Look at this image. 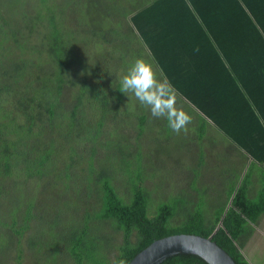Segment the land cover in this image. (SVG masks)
Listing matches in <instances>:
<instances>
[{
    "label": "trees",
    "instance_id": "1",
    "mask_svg": "<svg viewBox=\"0 0 264 264\" xmlns=\"http://www.w3.org/2000/svg\"><path fill=\"white\" fill-rule=\"evenodd\" d=\"M42 1V10L39 14L36 10L32 14L27 10L26 15L30 21L28 24H21L18 38H13L7 43H0V216L10 214L7 220L0 218V264L11 263L14 257L18 260V264H22L23 261L25 264H120L121 261L123 264H128L138 252L154 240L173 234H194L205 238L212 236L211 240L228 253L237 264H249L241 253L243 245L240 243V237L247 227H250L249 224L256 223L264 212V202L259 205L251 201L246 196V186L234 190L235 179L231 177L225 183L229 186L227 191L230 197H233L231 204L226 211V206L220 207L212 220L206 218L201 211L194 213L196 206L191 202L186 205L180 198H176L175 205L169 201L162 202L155 207L153 213L150 212L148 206L150 196L143 188V169L139 159L136 160L135 168L126 162L127 156L121 152L119 147V144L125 143L126 137L123 136L122 142L119 143L121 139L119 137L122 136L113 132H116V129L120 130L122 122L112 123L106 117V109L110 105L103 103L102 99H100L101 106L94 108L84 105L90 99L89 89L97 84L98 77L90 74L78 75V61L82 60L78 59V40H80L79 35L82 29H90L95 34L91 39L97 41L93 44L98 42L108 44L119 36L118 22L120 21V26L131 40L134 51H138V46H142V40L126 32L127 29L131 33L127 25L121 22L124 17L127 18L128 13L124 8L125 0L121 6L113 9L107 18L98 13L100 0ZM177 1L180 0L173 2ZM244 2L249 4V0H243L240 7L236 4L234 15L228 10L224 20L218 18L210 20V24H226V39H215L218 42L217 48L220 54L212 49L207 35L197 24L200 43L193 45L191 51L187 46L186 53L197 55L198 67L205 63L204 59L200 58L202 55H215L217 58L219 55H224L230 58L240 52L249 55L254 51L253 47L257 48L259 60L264 61V10L261 11L258 8L254 13L257 20V26L254 27L253 17L244 8ZM147 8L136 12L131 19L137 31L141 29L142 12ZM89 15L94 16L92 24L85 20V17ZM177 22L187 24L188 20L178 17ZM65 24H78V40L75 29L67 33L64 31ZM23 25L26 31L22 34ZM3 26H0V30ZM232 36L235 41L231 39ZM143 39L149 48L151 57L154 58L153 45L150 44L154 38L147 40L143 35ZM238 42H240L239 47ZM168 49L178 52L179 49H184V45L180 43L179 46L173 45ZM139 50L143 53V49ZM156 61L160 64L163 60L159 58ZM262 68L263 65H260L259 69ZM193 76L194 71H192L191 78ZM201 76V73H197L198 79H201ZM168 78L179 92L200 111L209 117L213 116L212 113L216 112V109L211 105L219 103L217 98H213L208 104L203 94L195 92L194 88L193 91H186L190 88L188 86L190 83L182 84L176 81L174 76ZM115 87L117 88V85ZM101 92V96L106 95L103 90ZM65 95L70 97V102H73L74 106L66 107ZM85 95L87 98L82 99ZM114 110L112 118L116 120L121 114L117 109ZM135 111L139 122H143L146 116H150V111L142 106L135 108ZM93 114L97 115V119L92 120ZM104 120L107 122L106 128L110 127L106 130L109 138L102 140L98 145L99 148L94 149L97 147V138L104 134ZM204 120L203 117L197 116L196 121L204 122ZM154 124L157 126L158 134L168 135L172 132L164 119H161L160 124L158 122ZM218 125L220 126L219 122ZM48 127L52 136L50 143L47 142L49 136L45 132ZM149 129L152 131V127ZM66 138L77 140V150L83 153L81 163H77L76 149L70 150L72 145L67 146L66 155L62 154L63 160L57 157V149L53 141ZM84 141H87V145L92 142L91 154L87 161L85 160L86 153L78 148V144ZM198 147L201 148L200 144ZM108 150L113 151V158L105 153ZM77 155L80 157L79 153ZM55 157L61 165L58 170L59 172L62 170L61 181L62 177L67 180L73 179L74 174L71 171L85 173L86 176L91 175L92 182L97 185L101 201L100 207L98 202V210L93 214L99 215L98 220L94 222L101 223V225L90 224V221H87L86 223L89 224L85 225H89V228L82 229L83 222L78 223L74 226L77 227L74 236L68 237L67 231L57 235L56 239L59 243L53 237L46 239L44 232L32 234L33 222L42 218L37 216L34 218L37 208L35 203L25 208L21 206L14 213L16 208L11 210L5 201L10 189H15L18 179L44 178L45 167L53 162ZM200 161L203 162L202 159ZM122 164L126 165L125 172L129 184L130 195L127 201L121 199L111 185L114 175L121 171ZM217 169L216 167L212 173H215ZM194 181L195 179H191L190 183L194 184ZM180 200L183 203L182 206ZM82 201L83 205L78 206L77 212L79 208H85L89 203L88 200ZM22 211L26 212L24 217H22ZM176 214L181 215L182 220L178 225H172L171 219ZM220 220L221 226L215 231ZM21 222L24 224L21 225ZM106 222L111 223L112 226L109 227L112 228L113 234L123 233L116 256H111L110 248L106 251L102 248L105 237L108 238L107 233H103L105 236H100L101 227ZM87 230L90 235L84 239ZM26 234L29 235V248L32 253L29 258H24L19 249L21 240L26 239ZM133 234L135 235L134 242L131 241ZM15 247L18 253L12 256ZM112 259L113 261L108 263ZM161 264L207 263L195 255L179 254L165 259Z\"/></svg>",
    "mask_w": 264,
    "mask_h": 264
},
{
    "label": "rangeland",
    "instance_id": "2",
    "mask_svg": "<svg viewBox=\"0 0 264 264\" xmlns=\"http://www.w3.org/2000/svg\"><path fill=\"white\" fill-rule=\"evenodd\" d=\"M125 1L129 3L133 0ZM100 2L98 13L105 18L109 16L113 9L123 4V0H100ZM42 3V0H0V26H3L1 24H6L0 30L2 31V34H0V43H7L13 40V38H18L21 24H28L30 21L26 15V12H28L27 10L31 11L29 12L31 14L36 10L39 14L42 10ZM130 11L131 10L128 11L127 15H129ZM93 18L94 16L89 15L85 17V20L87 23L92 24ZM126 21V17L121 20L122 23ZM63 29L66 33L71 29H75L78 40V24H65ZM118 29L120 33L119 36L108 44H102L100 42L93 44V42L97 40L91 39L95 34L90 29L83 28L80 32V40H78V59L82 60L78 61V75L85 74L86 76L90 74L98 77L97 84L89 89L90 99H88V102L84 105L95 108L102 105L100 100L102 99L103 103L106 102L110 105L108 109H106V117H108L112 123L117 121L122 122L120 130L116 129L115 132L112 130L113 127H111V130L116 135L122 136L119 137L121 138L119 139V143L122 142L123 136L126 137L124 140L125 143L119 144L121 152L127 156L126 162L132 168H135L136 160L139 159L143 169V188L146 190L147 195L150 196L148 204L150 212L153 213L155 207L162 202L169 201L175 205L177 202L176 198H180L186 205H188V202H191L196 206L194 213H198L197 211H199V213L200 211L204 212V216L212 220L215 218L214 214L223 200V191H215L212 189L195 190V184H198L190 183L192 174H194V176L197 175L193 172V169L197 166V157L191 156L188 153L196 149L200 143L194 140V137L190 135V131H196V128L193 124L189 125L187 128L189 131L188 134H183L182 132L176 134L172 131L174 134L172 137L170 133H168V135L158 134L157 126L154 123L158 122V124H160L161 119L153 118L151 114L150 116H146L143 122H139L135 115V108L141 107V105L131 93L126 95L119 90L120 79L138 57L150 59V56L146 55L144 52L142 53L140 50L134 51L135 49L134 47L132 48V43L128 39L127 34L120 26V21L118 22ZM25 31L23 25L22 34ZM94 70L95 72L93 73ZM116 85L117 88L115 87ZM101 90H103L106 95L101 96ZM67 91L70 94L69 89ZM85 98H87V95L82 99ZM64 100L67 108L75 105L73 102H70V97L66 95L64 96ZM114 109H117L118 112H120L119 114H121L116 120L112 118V115L115 113ZM137 111L139 110L137 109ZM93 118L97 119V115L93 114L92 120ZM104 125V134L97 138V147H94V149L99 148L98 145L102 140L109 138L106 130H109L110 127L107 126L106 128L107 122L105 120ZM149 127H152V131ZM49 129V127L45 129V132L49 136L47 142L50 143V137L52 136L51 132L48 131ZM86 142L87 141L79 143L78 148L86 153L87 156H85V160L87 161L91 154L90 148L92 142H89L88 145ZM53 143L56 146V155L59 159L63 160L62 154L66 155L68 153L67 146L72 145L70 150L76 149L77 163H81V155L83 153L77 150V140L75 138L59 139L53 141ZM78 153L80 157L77 155ZM105 153L112 158L114 156L111 150ZM57 157L45 167L44 178L42 177L39 179L33 177L18 179L15 189L9 186L12 190L9 188L10 192L5 199L8 203V208L11 207V210L16 208L13 211L14 213H16L21 206L25 208L29 204L32 205L35 203L37 208L34 213V218L36 216L42 218L33 222L32 234L44 232L46 234V239L53 237L56 242H58L56 239L57 235H61L66 231L68 237L74 236L77 230V227L74 226H77L78 223L83 222L84 226L82 225V229L89 228V225H85L89 223L101 225V223L94 222L98 220L99 215L93 214L98 210V202L100 207L101 201L97 192V185L92 182L93 177L91 175L86 176L85 173L82 174L76 170L77 173L71 171V173L74 174L73 179L67 180V178L65 179V177H62L63 180L61 181L62 170L61 172L58 171L61 165L58 163ZM107 166L106 164V167ZM125 166L124 164L121 165V171L114 175L111 185L116 190L117 195L124 201H127L130 194ZM136 169L138 170V167ZM82 200H88L89 203H87L85 208H79L77 212L78 206L80 205L81 207L83 205ZM77 201L81 202L78 203ZM180 203L182 206L183 203L181 200ZM207 212H210L211 215H208ZM21 214L22 217H24L26 212L24 213L22 211ZM9 215L10 214L0 216V218L7 220ZM181 220V215H174L171 219L172 225H178ZM87 221L90 222L86 223ZM22 224H24V222H21V225ZM249 225L252 226L253 224ZM109 226H112L111 223L106 222V224L101 227L102 233L100 236H105L103 233L108 234V238L105 237L102 248L104 251L110 248L111 256H116L123 233L113 234L112 228ZM89 235L87 230L83 238L86 239ZM132 236L131 241L134 242L135 235L133 234ZM19 249L24 258L31 257L32 253L29 248L28 234H26V239L21 240ZM17 253L18 251H16L15 247L12 256ZM49 253L52 254L51 252ZM112 261L113 259L108 261V263ZM12 262L8 264L19 263L16 257H14ZM22 264H25V261H23Z\"/></svg>",
    "mask_w": 264,
    "mask_h": 264
},
{
    "label": "crops",
    "instance_id": "3",
    "mask_svg": "<svg viewBox=\"0 0 264 264\" xmlns=\"http://www.w3.org/2000/svg\"><path fill=\"white\" fill-rule=\"evenodd\" d=\"M173 1H124L126 11L131 10L127 15L128 20L124 22L131 33L127 29L126 32L142 40V46L137 49H143L150 59H154L158 70H162L167 77L174 76L182 84L190 83L187 92L195 89V92L203 94L208 104L213 98L219 101L211 105L216 112L209 117L181 95V103L192 116L189 125L193 124L196 128V131H190V135L201 146L188 152L197 157V166L193 169L197 175L192 174L191 177L199 185L195 184V190L223 191L218 211L224 206L226 211L233 197H230L227 191L229 186L225 183L232 177L235 179L234 190L246 186V196L261 205L264 202V61L259 60L255 47L249 55L240 52L230 58L224 55H219L218 58L215 55H202L200 58L205 63L199 67L197 55L186 53L187 46L191 51L193 45L200 43L198 24L211 42L212 49L220 54L215 39H226V24H210V20H224L228 10L234 15L236 4L240 7L243 0ZM243 6L252 15L256 27L254 13L258 8L264 10V0H249V4L244 2ZM144 8L147 9L140 17L141 29L137 31L131 19ZM178 17L186 18L188 23L178 24ZM143 35L147 40L154 38L150 43L153 45L154 58L143 42ZM231 39L235 41L234 36ZM180 43L184 45L183 50L175 52L168 49L173 45L179 46ZM239 44L240 42L237 43L238 47ZM196 51L199 54L197 48ZM159 58L163 60L160 64L156 61ZM260 65H263L262 69H259ZM192 71L194 79L191 78ZM197 73L202 74L201 79H198ZM197 116L203 117L205 123L196 121ZM181 132L189 133L188 129ZM170 134L173 137V132ZM216 167L217 171L212 173ZM207 214L211 215L210 212ZM240 243L243 245L241 253L249 264H264V212L255 224L247 227L240 237Z\"/></svg>",
    "mask_w": 264,
    "mask_h": 264
},
{
    "label": "clouds",
    "instance_id": "4",
    "mask_svg": "<svg viewBox=\"0 0 264 264\" xmlns=\"http://www.w3.org/2000/svg\"><path fill=\"white\" fill-rule=\"evenodd\" d=\"M119 90L126 95L131 93L153 118L166 120L176 134L186 132L192 122L191 114L181 103L182 94L166 74L157 69L154 59L138 57L122 75Z\"/></svg>",
    "mask_w": 264,
    "mask_h": 264
},
{
    "label": "water",
    "instance_id": "5",
    "mask_svg": "<svg viewBox=\"0 0 264 264\" xmlns=\"http://www.w3.org/2000/svg\"><path fill=\"white\" fill-rule=\"evenodd\" d=\"M221 226V221L215 231ZM212 236L173 234L154 240L138 252L128 264H161L165 259L179 255L198 256L207 264H237L234 259L211 240Z\"/></svg>",
    "mask_w": 264,
    "mask_h": 264
}]
</instances>
